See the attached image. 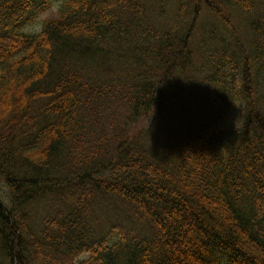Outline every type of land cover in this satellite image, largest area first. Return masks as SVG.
Here are the masks:
<instances>
[{
  "label": "trees",
  "instance_id": "1",
  "mask_svg": "<svg viewBox=\"0 0 264 264\" xmlns=\"http://www.w3.org/2000/svg\"><path fill=\"white\" fill-rule=\"evenodd\" d=\"M54 3L0 0V264H264V0Z\"/></svg>",
  "mask_w": 264,
  "mask_h": 264
},
{
  "label": "rangeland",
  "instance_id": "2",
  "mask_svg": "<svg viewBox=\"0 0 264 264\" xmlns=\"http://www.w3.org/2000/svg\"><path fill=\"white\" fill-rule=\"evenodd\" d=\"M61 0H54V4L53 6L47 10V12H45L42 16V18L40 19V22L37 23L36 25L31 26V29L34 31H39L41 29V22L46 18L49 19H57L60 15V9L58 8V5L60 3ZM151 3V1H149ZM152 4V3H151ZM181 4L182 7H188L189 3H187V0H165V3L163 5L164 8V12H165V16L172 18L175 14H176V9L177 7ZM161 5H155V7L158 9ZM236 17L239 18V20L237 21V27L240 30V33L244 34L245 30L244 27L241 25V18L242 16L239 15V13H236ZM243 19V18H242ZM203 23L209 27V28H213V27H217L220 28V23L214 19L205 17ZM200 65L202 66L203 64L200 62ZM122 108V107H121ZM103 119L107 122L108 124V129H106L107 132H109L110 130V126L108 123V118L106 116L103 115ZM144 124H146V122H142L141 124L138 125V127L134 128V131L131 133V135L133 133H138L139 131L144 129ZM2 180H0V185L2 187Z\"/></svg>",
  "mask_w": 264,
  "mask_h": 264
}]
</instances>
